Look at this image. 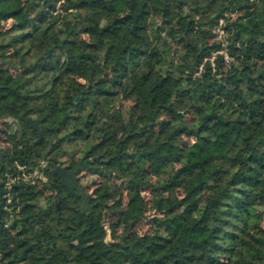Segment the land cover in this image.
I'll return each mask as SVG.
<instances>
[{
  "label": "trees",
  "instance_id": "trees-1",
  "mask_svg": "<svg viewBox=\"0 0 264 264\" xmlns=\"http://www.w3.org/2000/svg\"><path fill=\"white\" fill-rule=\"evenodd\" d=\"M18 16L0 30V264H264V0H0ZM86 154L89 196L54 172ZM148 188L166 195L139 232Z\"/></svg>",
  "mask_w": 264,
  "mask_h": 264
},
{
  "label": "rangeland",
  "instance_id": "rangeland-1",
  "mask_svg": "<svg viewBox=\"0 0 264 264\" xmlns=\"http://www.w3.org/2000/svg\"><path fill=\"white\" fill-rule=\"evenodd\" d=\"M21 17H14L11 19H0V30L8 28L12 23L18 21ZM232 19H225L223 25L220 27V30L216 27V36L213 38L214 40L223 41L224 43L227 41V35L223 29V26L226 25L228 22H231ZM226 59H229L228 56H226ZM131 104L130 100H124L123 101V107L124 109L128 108ZM12 121L11 118H8L4 121L0 122V149L2 152H6V150L10 147V142L8 140V130L10 127L9 123ZM16 127V124H13L12 128ZM49 151V147L45 149V151ZM48 151L44 154H47ZM89 166H83L82 168H88ZM79 179V183L82 184L83 189L79 190V193L84 196H89L94 189L100 184L101 178L96 175L92 174L88 170H80V173L77 175ZM143 195L146 198V216L143 218L140 223L137 225L136 230L139 232H143L146 230L151 229V222L150 219L153 215L160 214V208L163 206V198L165 197L166 193L162 190L160 191H153L151 189H146L143 192ZM116 198L123 200V208L125 207V203L127 201L126 194L124 190L119 189L117 193L115 194ZM120 209V208H119ZM118 211V210H117ZM114 219H116L118 216H112ZM107 221L109 222V217L107 216ZM122 231V227L118 226V232Z\"/></svg>",
  "mask_w": 264,
  "mask_h": 264
},
{
  "label": "water",
  "instance_id": "water-1",
  "mask_svg": "<svg viewBox=\"0 0 264 264\" xmlns=\"http://www.w3.org/2000/svg\"><path fill=\"white\" fill-rule=\"evenodd\" d=\"M196 66V62H193L191 68L189 69V71H191L194 67ZM92 83L88 84V86H90ZM82 97V95L78 96L76 98V101L78 102L80 100V98ZM27 122L30 123L33 128L41 130L42 125L39 119L36 118H28ZM48 151V150H47ZM47 151H44V153H46ZM93 160H98V157L95 156L93 158ZM108 160H106V162H108ZM88 163L83 164L82 161H80V164L78 167H76L74 170H68V168L66 166L63 165H57L54 168V172L57 173L60 177H61V181L62 183L71 191V192H75L78 195H81L79 193V190L83 189L82 184L79 183V179L77 177V175L80 173L81 167L83 166H87ZM58 208H59V203H58ZM102 225L106 228L107 230V239L110 238V227L107 221V212H105V217L102 221Z\"/></svg>",
  "mask_w": 264,
  "mask_h": 264
},
{
  "label": "built area",
  "instance_id": "built-area-1",
  "mask_svg": "<svg viewBox=\"0 0 264 264\" xmlns=\"http://www.w3.org/2000/svg\"><path fill=\"white\" fill-rule=\"evenodd\" d=\"M225 19H221L220 20V23L218 25V29L220 30V27L223 25V23L225 22L224 21ZM213 60V58H212ZM19 168L23 171L22 172V175L18 178H22L23 180H26V181H29L32 177L36 176L38 174V169H34L33 171L31 172H27L25 171V166L23 165H19ZM16 180V177H9L8 181H7V186L10 188L11 187V184Z\"/></svg>",
  "mask_w": 264,
  "mask_h": 264
},
{
  "label": "flooded vegetation",
  "instance_id": "flooded-vegetation-1",
  "mask_svg": "<svg viewBox=\"0 0 264 264\" xmlns=\"http://www.w3.org/2000/svg\"><path fill=\"white\" fill-rule=\"evenodd\" d=\"M88 155H89V154L84 155V156L80 159V161H82L83 164L88 163V166H92V162L94 161V160H93L94 157H90V156H88ZM80 161H79V164H80ZM97 161H100V160H97Z\"/></svg>",
  "mask_w": 264,
  "mask_h": 264
}]
</instances>
